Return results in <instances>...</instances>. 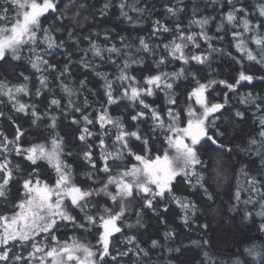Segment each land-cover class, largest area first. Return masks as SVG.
Returning a JSON list of instances; mask_svg holds the SVG:
<instances>
[{"label":"snow or ice","instance_id":"1","mask_svg":"<svg viewBox=\"0 0 264 264\" xmlns=\"http://www.w3.org/2000/svg\"><path fill=\"white\" fill-rule=\"evenodd\" d=\"M187 3L185 24L186 0L167 4L163 19L152 0H105L102 14L116 7L129 27L104 29L101 42L99 31L67 27L85 6L70 15L76 0H0V68L28 69L17 84L0 79V104L11 106L0 110L11 128L0 127V264H154L153 250L181 253L168 247L178 235L168 218L178 209L191 230L201 204L212 207L209 150L235 173L229 226L242 239L231 264H264V90H255L264 74L251 71L264 72V0H207L215 14ZM249 116L253 127L233 146L226 126ZM25 118L40 141L28 139ZM149 214L164 230L145 244ZM68 231L80 235L61 239Z\"/></svg>","mask_w":264,"mask_h":264},{"label":"trees","instance_id":"2","mask_svg":"<svg viewBox=\"0 0 264 264\" xmlns=\"http://www.w3.org/2000/svg\"><path fill=\"white\" fill-rule=\"evenodd\" d=\"M62 3L68 2V0H61ZM118 0H112V4L115 5ZM152 2L156 5V17L163 19L164 17V7L171 3L172 0H152ZM199 7L204 12V14H215L213 8L211 6L206 7L207 0H198ZM255 3V0H252ZM83 3L85 6L83 8H78V16L75 22L65 21L67 27L75 28L76 34L80 35H88L90 32H101L100 40L103 42V30L104 29H112L115 28L117 32H121L122 29H128V25L121 19H118L119 10L116 7H112L107 15L102 14L101 9L102 5L105 3V0H76V4L73 5L72 8L69 9L70 15L74 14L73 9H76L77 6ZM186 13L181 15V20L186 24L187 19L186 16H190V12L187 9L192 7L191 3H187ZM134 15V14H133ZM219 19V17H217ZM167 23H171L170 21H165ZM47 23V22H46ZM148 21H145L147 25ZM83 25L82 27L80 25ZM193 31L196 29L193 28ZM147 29L145 28L144 32H131V35H144ZM123 34V33H121ZM60 34H58L59 36ZM66 38V37H65ZM115 35H113V39H115ZM82 47L86 46L85 44L81 45ZM227 47V43L223 45ZM233 55H238L234 50ZM220 64H223L224 67L220 68ZM227 64L228 60L225 59L223 61L218 62L216 67L220 68L221 77L227 74ZM20 71H24L28 74V69L24 66L14 68L11 65H5L0 68V79L10 82L11 84H17L20 82L17 73ZM251 71L256 72L257 74H264L261 72L259 67L252 68ZM76 73L74 72V75ZM136 75H140L141 73L137 71ZM79 78V77H78ZM257 92L264 90V85L257 83L256 89ZM241 92L248 91V89H241ZM59 94V93H58ZM26 99V98H25ZM233 105L235 107H242L239 105L238 101L233 100ZM7 101L5 100V104H0V110L5 111L6 114L10 113V105H7ZM20 123L26 130L27 137L29 140L40 141L42 138L37 135V129L30 126V122L27 118L23 120H19ZM0 127H4L7 132H11V128L7 127L4 124H0ZM253 127L251 116L246 124L235 123L229 124L226 126V130L231 134L230 143L234 146L235 144H241L247 138V134L250 129ZM44 124L41 123L39 125V129H43ZM233 128L238 129L235 133H233ZM60 131L62 134L66 135L69 142H72V133L74 129L71 125L65 121L61 127ZM235 156V152H234ZM203 159L206 161V164L209 165V170L206 173L209 179V184L211 185L210 190L215 193L214 201L212 202V207L205 210V206L201 204V212L197 213V216L200 217L196 219L194 224L190 225V229H185L182 227V221L176 218V213L178 209L174 208L173 216L168 218L172 227L176 229L178 235L174 242H169L168 247L181 248V253H171L169 254L166 249L153 250L152 257L154 260V264H167V261H171L172 264H202L204 261L203 251H208L214 260L219 262H224V264H231V258L236 249L240 246L241 243V234L237 231L235 226L230 227L231 217L233 213L231 212V185L233 184V178L235 173L232 170V163L228 161L227 157L222 154L216 153L215 151L209 150L204 156ZM218 162V163H217ZM220 168L222 170V176L218 177L216 175V169ZM80 168H77V171H80ZM43 171V169H42ZM223 176L229 177L228 183L223 182ZM46 178V177H45ZM217 184H220V190L217 191ZM15 191V189H14ZM196 199V197H192ZM174 207V206H173ZM147 223L149 225L147 233H145L141 239L145 241V244L148 242V237L152 238H160L161 233L164 230V226L159 223L157 219L152 217L150 214L146 218ZM173 220L175 222L173 223ZM207 223L209 228L207 230H201L199 225ZM255 233V228L251 230ZM73 235L79 236V233H73L72 231H68L66 236H62L61 239H66L72 237ZM201 238L208 239L209 245L203 249L196 248L195 245L191 243L192 240H199Z\"/></svg>","mask_w":264,"mask_h":264}]
</instances>
